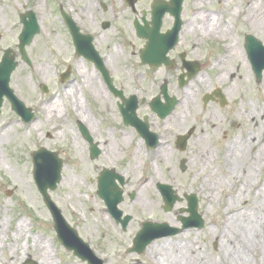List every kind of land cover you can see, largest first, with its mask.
I'll list each match as a JSON object with an SVG mask.
<instances>
[{
  "label": "rangeland",
  "instance_id": "rangeland-1",
  "mask_svg": "<svg viewBox=\"0 0 264 264\" xmlns=\"http://www.w3.org/2000/svg\"><path fill=\"white\" fill-rule=\"evenodd\" d=\"M96 1L114 3L115 6L120 3V0ZM87 3L96 9L95 0H77L76 3L74 0L69 4L65 0H0V58L6 48L16 53L18 65L11 75L10 87L35 115L30 123H23L12 111L10 103L3 101L0 112V225L3 226L0 264H4L3 258L8 256L10 248L15 255L23 252L22 259L10 264H87L64 249L56 239L52 218L32 176L30 153L38 147L57 152L62 159L61 180L49 196L104 264H133L137 261L138 264H155V255L160 252L169 264H184L191 259L208 260L209 264L212 260H215L214 264H242L243 259L231 247L219 246V238L226 219L223 211L226 198L237 190L242 193V198L234 211L264 219V69L261 79L256 80L243 48L245 35H252L264 46V0H186L188 24L194 27L193 35H203L204 31H198L199 19L191 15L207 13L210 16L203 20L204 25H210L213 34L223 37L228 31L231 37L227 41L234 40L238 45L232 50L230 44L225 43V50L230 53L224 55V65L220 64L214 70L207 67L206 74L200 72L189 86L176 88L174 110L165 120L158 119L162 124L163 138L161 146L154 150L136 149L138 144L132 138L133 130L122 125L115 99L106 92L98 77L89 73V65L88 69L84 68L85 64L76 58L71 37L66 32L64 34L65 26L54 16L53 11L58 8L68 14L77 8L84 11ZM38 4L42 6L38 8ZM258 6L263 12V20L256 18ZM27 9L34 12L40 27L39 34L26 47L31 67L20 60L17 48L22 28L18 14ZM88 12L86 10L84 14L87 16ZM85 26H90L87 21ZM186 36L191 38L192 35L186 33ZM242 65L247 70V77L243 80L240 79ZM67 66L71 67V75L61 83L59 76ZM221 70L220 77L216 76V71ZM80 71H85L93 82L87 84L85 78H80ZM162 77L161 72L154 76L157 80ZM42 83L47 86V93L40 92ZM215 87H219L228 99L222 113L215 104L202 103V96ZM99 88L103 98L94 95ZM74 90L79 105L73 103V96L70 97ZM153 92L155 94V90ZM53 100L60 104L58 120L46 119L44 113ZM79 116H83L79 120L93 141L101 144L103 149L96 159L90 158L89 145L78 132L76 119ZM214 116L216 120H213ZM250 117H255L256 127L252 126ZM193 128L186 149L176 148L173 145L175 138ZM249 133L252 135L250 142L244 139ZM122 134L127 135L126 139H121ZM246 141L249 143L247 147ZM75 144L79 146V154L73 148ZM227 147L244 152L229 154L226 163L223 157ZM258 149L261 153L254 162ZM206 150L210 152V160L203 164L201 154ZM241 154L249 161L243 160V163ZM103 168L114 169L124 179V200L118 209L123 216L131 217L125 230L116 224L103 200L96 195L97 177ZM67 178L70 179L68 182ZM156 183L171 186L182 199L170 211L163 209ZM204 184L216 185L215 201L210 202L207 189H202ZM130 192H134L133 199L127 196ZM190 194L197 198V211L204 224L202 228L190 227L175 235L156 238L142 254L129 252L134 236L145 221L180 227L179 218L188 216L183 195ZM18 221H24V229L16 238ZM36 239L41 241H38L39 245L42 242L50 245L48 252L34 249ZM164 241L167 243L161 245ZM152 244L156 247L148 252ZM177 247L181 250L175 254ZM243 253L247 264L264 263V247L261 251L263 258H259L255 247L248 252L243 250ZM176 257L181 258V262Z\"/></svg>",
  "mask_w": 264,
  "mask_h": 264
},
{
  "label": "flooded vegetation",
  "instance_id": "flooded-vegetation-1",
  "mask_svg": "<svg viewBox=\"0 0 264 264\" xmlns=\"http://www.w3.org/2000/svg\"><path fill=\"white\" fill-rule=\"evenodd\" d=\"M65 1L69 4L71 0ZM160 1L163 3L169 2L170 0ZM71 2H74V0ZM76 2L77 0H75V3ZM94 4L96 9L91 7L92 4L87 3L84 5V11H80V9L77 8L75 11L68 14L62 8H58L54 10L53 13L65 26L63 30L64 34L66 32L71 37L64 17L66 15L71 16L76 26L79 28L80 33L91 36L92 48L90 50V58H86L85 56L82 57L75 52L76 58L85 64L84 68H87V65H89V73L96 75L106 92L115 99L117 112L122 125L124 127H130L133 130L131 135L133 136L132 138L137 141L138 145L136 149L145 148L154 150L162 144V124L159 123V120H165V118L160 119L153 111V103H155L156 98L159 96L160 101L165 104L167 98L172 97L176 92V88L189 86L192 78H187V75L195 68L199 69L198 74L200 72L206 74L207 67L214 70L215 67H218L220 64L224 65V55L230 53L228 49L225 50V43L230 44L227 39H229L231 35H226L224 37L219 36L215 33L213 34V31H209L207 28L205 30H200L204 31V34L202 33L203 35H193L194 27L188 24L189 8L186 4V0L182 2L179 15L181 24L178 28L175 24V15L170 12H164L161 18V24L158 28L153 27L151 24L152 17H158L160 15V10L157 12L153 11L152 0H137L135 9H132L128 5L127 0H120V3L116 6L114 3H98L96 0ZM41 6L42 4L39 5L38 8ZM169 6L176 7V5L163 3L158 4L157 8L162 9ZM86 10H89L87 16L84 14ZM29 11H31V9H27L18 14V20L21 25L22 18L28 20V17H24V15ZM191 16L193 17V15ZM98 17L101 19L98 20ZM86 21L89 23V27L85 26ZM135 22H138L137 27L134 25ZM175 30L177 33L176 36L174 33ZM154 32L157 34L154 36H146L150 33L154 34ZM208 32H210L212 36H210ZM138 33H146V35L142 36L138 35ZM186 33H191V38L187 37ZM243 48L246 53L244 44ZM14 54L17 58L16 53ZM100 62H102L109 75L110 84L106 82L101 72L98 70V63ZM160 72L163 74V77L157 80L154 76L157 74L160 75ZM222 73L223 70L216 71V76ZM215 78H213V80ZM102 86L100 87L102 88ZM67 87L68 86H66V88ZM112 88L121 93V98H118V96L112 93ZM153 90H155V94H153ZM218 90H220L219 87L212 88L208 94L210 96V103L215 104L219 108V112L222 113L221 109L227 105L228 99L225 104H222L217 94ZM96 92L97 90L95 91V96ZM131 95H134L136 100L130 99ZM206 104L203 103V105ZM134 105L135 117L132 120L135 126H130L131 122H129L130 125L124 123L120 115L119 106L125 109L128 115H131V109ZM144 109H147L149 112L144 111ZM82 117L79 116L80 119H82ZM156 119L159 120L157 121ZM213 120H216V117L213 118ZM263 120L264 118L262 121ZM76 121L78 122L79 119H76ZM251 121L253 122L252 126L256 127L255 117H250V122ZM136 125H147L150 131L157 134L156 143L152 144L153 140L146 139V137L138 131ZM165 125L166 124L163 123V127ZM78 132L84 139L79 128ZM224 134H227V132H224ZM224 134L223 136L226 137ZM253 134L255 135V133ZM122 136L121 139L123 140L127 137L125 134H122ZM191 137L187 141L186 147L189 145ZM95 144L98 150H100V155L103 150L100 148L101 144ZM173 145L178 148L176 146V138L175 141H173ZM214 262L215 261H211V264H214ZM184 264H209V262L208 260H198Z\"/></svg>",
  "mask_w": 264,
  "mask_h": 264
},
{
  "label": "water",
  "instance_id": "water-1",
  "mask_svg": "<svg viewBox=\"0 0 264 264\" xmlns=\"http://www.w3.org/2000/svg\"><path fill=\"white\" fill-rule=\"evenodd\" d=\"M178 5L182 0H174ZM30 15V14H29ZM30 20L25 21L22 18L24 29L20 35L19 49L22 52V57L27 61L24 48L28 45L32 37L38 32L37 24L32 15L29 16ZM67 24L73 35V42L76 46L77 52L84 53L89 38L83 37L77 33V28L74 24L66 18ZM246 50L248 52L249 59L252 66L260 78L261 72L264 69V47L262 44L255 40L254 37L248 35L246 37ZM16 63L13 61V57L9 56V50L4 51V55L0 62V106L3 96L11 102L13 109L25 122H29L33 115L30 109L24 107L13 94L12 89L9 88L8 82L10 74L14 70ZM46 90V87H43ZM172 103H169L172 108ZM88 137V136H87ZM187 136L181 139L184 143ZM89 139V137H88ZM184 146H182L183 148ZM92 153V156H95ZM33 164V179L37 186L38 191L42 195L43 201L50 211V214L54 221V229L56 236L62 246L73 254L80 258L82 261H87L88 264H103V261L97 258L94 252L90 249L89 245L85 243L78 235L77 231L72 228L66 219L62 216L60 209L52 202L48 194V190L52 191L56 188L57 183L61 179L60 171L62 168V160L58 157L56 152L48 151L47 149L40 147L31 153ZM116 174L111 171L104 170L101 176L98 178V195L105 201L108 211L116 218L119 219L121 212L117 210L116 206L121 200L120 194L115 190L114 179ZM158 188L162 194L164 200V210L171 209L176 201H180V198L174 193L171 186L159 184ZM188 201L187 211L190 215L186 218H181L183 223L182 228L186 227H202L203 221L201 216L197 213V198L195 195H187ZM130 220L129 216H126L121 222L123 227ZM181 229L168 226L166 223L155 224L150 222H144L142 229L136 234L133 239V247L130 251H136L141 253L145 247L155 238L170 235L179 232Z\"/></svg>",
  "mask_w": 264,
  "mask_h": 264
},
{
  "label": "bare ground",
  "instance_id": "bare-ground-1",
  "mask_svg": "<svg viewBox=\"0 0 264 264\" xmlns=\"http://www.w3.org/2000/svg\"><path fill=\"white\" fill-rule=\"evenodd\" d=\"M38 5H41V4H38ZM258 7L256 10V18L257 19L260 18V20H263V12H262L260 6H258ZM232 11H234V8L232 9ZM209 16H210L209 14L202 13V12H196L193 15L194 18L199 19V23L197 24V27L199 28L198 31H200L202 29V27H204V26H205V28H203V30H205L207 28V30L213 31L212 30L213 27H211L210 25H204V22H203V20L208 19ZM225 28H227V26H225ZM208 34H210V32H208ZM225 34H227V36L231 35L228 31ZM235 46H237L236 42H234V40H231L230 41L231 49L234 48ZM245 67H246L245 65L241 66V69H242V71L240 72V79L241 80H243L244 77H247V70ZM80 72L83 75V77H82V75L80 74V78H85V82L87 84L93 82L92 78H90L89 76H86L85 71H80ZM76 95H77V91L74 90L70 97L73 96V98H74L72 100V101H74L73 103H77V105H79L78 98H76ZM96 96H97V98H103V93H102L101 89H99L96 92ZM186 100H187V105L190 104L188 98ZM59 101H60V98H59ZM59 101L53 100V102L49 106L47 105V107L44 111V113L46 115V119H50V118H52V119L57 118V120L59 119V117H60L59 116V113H60ZM122 137L123 136H121V138ZM251 138H252L251 135L247 134L246 138H244V139L247 140L248 142H250ZM252 140L254 142V139H252ZM247 141H246V147L249 146V143ZM73 148H74L76 154H79V146L77 144H75V145H73ZM134 152L137 154L138 150L135 149ZM236 152L239 153V152H244V151L237 150V149L232 148V147H227L225 156L223 157L224 161L227 163L228 157L230 156L229 154H234ZM260 153H261V150L258 149L257 153L255 154V156H257V157L254 159V162L258 160ZM201 155H202V157H204V160L202 162L203 164H205V162L210 160V152L209 151L206 150ZM244 157H245L244 154L240 155V160L243 163H244L243 160L249 161V158H247V157L244 158ZM262 165H264V162H262ZM262 165L260 163V168L262 167ZM69 180L70 179L67 178L66 182H68ZM151 180L152 179H149L148 181H151ZM215 188H216L215 184H213V185H211V184L202 185V189H207V194H209V196H210V202L215 201V199L213 197V193L215 191ZM240 194H242V193L239 190H237L236 193L229 195L226 198V204L223 208V211L226 214V219H225V222L223 225L224 226L223 232L221 234V237L219 238V246L220 247H231L233 249L234 253L239 258L243 259V260H241V263L247 264L248 261L244 255V253H243V250L248 252V251H251V248L254 249V247H255L256 253L258 254L259 258H263L261 251L263 250V247H264V219L262 217H257L254 215L253 216H247V215L241 214L240 210H238L237 212L234 211L237 208V205L242 198V195H240ZM256 208L259 209L258 206ZM23 229H24V221H18L17 230H16V233H14V235H16V238L20 237ZM2 231H3V226L0 225V243L2 241V238H1ZM38 241H40V240L36 239L34 241V246H33L34 249L36 251H38L39 249H44L43 252H48L47 247H50V245H47L46 242H42L39 245ZM166 243L167 242L164 241L161 245H165ZM154 247H156V244L150 245L149 248L147 249V251L150 252V250L154 249ZM180 250H181L180 247H177L175 254H178L180 252ZM195 255H197V253H195ZM22 258H23V252L22 251L19 255H15V253L12 252V248H10V250L8 252V256L4 257L3 260H4V264H10L11 262H13L15 260L16 261L20 260ZM187 258H188V255H187ZM44 259H47V258H44ZM175 259H177V257ZM177 260H179L181 262V258L177 259ZM191 260L195 261L193 259H191ZM212 261H215V260H212ZM154 263L155 264H169L167 262V260H165L161 257V252H160V254L155 255V262ZM40 264H46V263L40 262ZM228 264H232V263H228ZM262 264H264V263H262Z\"/></svg>",
  "mask_w": 264,
  "mask_h": 264
}]
</instances>
